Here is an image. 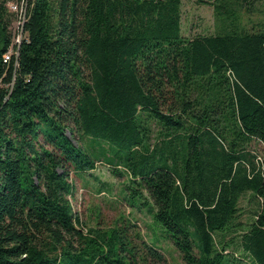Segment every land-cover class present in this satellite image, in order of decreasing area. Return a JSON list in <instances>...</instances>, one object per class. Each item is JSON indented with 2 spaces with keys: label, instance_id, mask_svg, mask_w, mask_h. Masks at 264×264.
Instances as JSON below:
<instances>
[{
  "label": "trees",
  "instance_id": "1",
  "mask_svg": "<svg viewBox=\"0 0 264 264\" xmlns=\"http://www.w3.org/2000/svg\"><path fill=\"white\" fill-rule=\"evenodd\" d=\"M182 1L0 0V264L166 261L128 222L82 225L70 176L98 163L128 178L183 264H225L241 229L264 264V0H197L214 30L192 37Z\"/></svg>",
  "mask_w": 264,
  "mask_h": 264
},
{
  "label": "rangeland",
  "instance_id": "2",
  "mask_svg": "<svg viewBox=\"0 0 264 264\" xmlns=\"http://www.w3.org/2000/svg\"><path fill=\"white\" fill-rule=\"evenodd\" d=\"M9 10L14 12L10 7ZM17 22L16 17L10 29L14 43L18 36L20 41L23 37L18 35ZM213 30L214 14L209 3L197 0L182 1L181 31L184 36L209 35ZM250 149L259 156L263 152L262 146L258 143H252ZM111 171L110 167L98 163L93 171L70 176L74 186L70 202L82 225L86 229H105L120 225L122 221L128 222L136 227L134 232H138L142 240L164 255L166 261L158 264H183L166 231L155 223L148 213V207L141 205L140 199L132 196L131 191L126 189V186H129L128 178L116 177ZM248 198L246 195L239 202L240 215L237 222L242 224L251 222V211L255 209L254 202L249 203ZM241 230L225 237L227 241L233 238L226 251L225 264H252L239 245V235L243 232V229ZM135 243L139 245L140 241L136 240Z\"/></svg>",
  "mask_w": 264,
  "mask_h": 264
},
{
  "label": "built area",
  "instance_id": "3",
  "mask_svg": "<svg viewBox=\"0 0 264 264\" xmlns=\"http://www.w3.org/2000/svg\"><path fill=\"white\" fill-rule=\"evenodd\" d=\"M9 7L14 11V12H19V15H22L21 13V8H19L16 4H9ZM23 16H19V20L17 22V25H18V35H21V32H19V30H21V27H22V24H23ZM20 40H19V36L17 37V39L15 40V43H19ZM10 57V53L6 54L5 55V60L4 61H7Z\"/></svg>",
  "mask_w": 264,
  "mask_h": 264
}]
</instances>
